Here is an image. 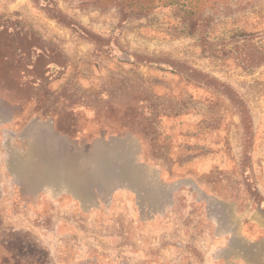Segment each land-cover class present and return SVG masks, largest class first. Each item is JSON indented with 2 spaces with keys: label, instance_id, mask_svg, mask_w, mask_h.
Listing matches in <instances>:
<instances>
[{
  "label": "rangeland",
  "instance_id": "rangeland-1",
  "mask_svg": "<svg viewBox=\"0 0 264 264\" xmlns=\"http://www.w3.org/2000/svg\"><path fill=\"white\" fill-rule=\"evenodd\" d=\"M0 264H264V0H0Z\"/></svg>",
  "mask_w": 264,
  "mask_h": 264
}]
</instances>
